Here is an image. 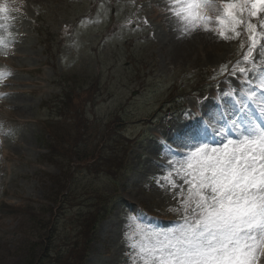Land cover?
<instances>
[{
    "label": "rangeland",
    "instance_id": "1",
    "mask_svg": "<svg viewBox=\"0 0 264 264\" xmlns=\"http://www.w3.org/2000/svg\"><path fill=\"white\" fill-rule=\"evenodd\" d=\"M5 3L0 70L11 75L0 83V264H26L44 246L50 257L35 264H60L56 254L72 246L77 260V245L88 240L86 264H132L125 234L133 223L168 231L182 222L169 211L180 208L163 180L169 161L179 167L184 145L199 139L217 146L214 128L231 120L264 122L256 115L261 92L251 86L259 81L221 71L245 66L247 36L179 32L165 0ZM112 18L121 25L106 35ZM202 91L196 109L192 94ZM68 185L73 194L61 200ZM46 198L55 205L47 239ZM98 206L114 209L94 225L88 215Z\"/></svg>",
    "mask_w": 264,
    "mask_h": 264
},
{
    "label": "snow or ice",
    "instance_id": "2",
    "mask_svg": "<svg viewBox=\"0 0 264 264\" xmlns=\"http://www.w3.org/2000/svg\"><path fill=\"white\" fill-rule=\"evenodd\" d=\"M165 4L177 31L184 34L199 29L224 40L247 36L245 66L237 61L221 71L239 73L245 83L258 80L264 106V0H165ZM9 12L6 3L0 4L5 20ZM7 44L0 37V47ZM10 75L0 70V83ZM247 96L254 99L257 93L249 89ZM231 129L237 131L236 138ZM214 134L219 137L217 146L199 139L184 145L188 151L176 161L179 167L169 161L173 171L163 180L176 190L173 198L179 197L180 203V208L169 211L182 222L168 231L133 223L131 235L125 234L132 264H264V122L231 120L230 127L214 128Z\"/></svg>",
    "mask_w": 264,
    "mask_h": 264
},
{
    "label": "trees",
    "instance_id": "3",
    "mask_svg": "<svg viewBox=\"0 0 264 264\" xmlns=\"http://www.w3.org/2000/svg\"><path fill=\"white\" fill-rule=\"evenodd\" d=\"M70 188L67 190L66 193L62 194V200H66L69 196H70ZM62 202V201H61ZM43 206H46L49 208V210L46 211L47 217L43 220H45L44 224L45 226L43 227V233L41 234L42 238H49V234H50V230H51V225H52V216H53V209L55 207L51 206L50 204H43ZM113 210V207H103V206H98L96 209H91V211L89 212V222L91 224H96V222L100 219H103L105 215L109 214L111 211ZM84 226L86 227L87 224H84ZM90 242L91 241H86L83 244H78V251H79V258L77 260H73V256H72V252L74 250V246L70 247V251L68 252V254L66 255L64 252H58L56 254V256L58 257V259L60 260V264H70V261H72L73 264H86V259L88 256V252L90 250ZM38 244H35V246H37ZM36 249L35 247H33V252L31 254V256L29 257L28 261L26 264H35L39 258L45 259V258H49L50 257V249L48 248V246H44V250H42V253L39 254V256L36 255ZM55 264H58V262H56Z\"/></svg>",
    "mask_w": 264,
    "mask_h": 264
},
{
    "label": "bare ground",
    "instance_id": "4",
    "mask_svg": "<svg viewBox=\"0 0 264 264\" xmlns=\"http://www.w3.org/2000/svg\"><path fill=\"white\" fill-rule=\"evenodd\" d=\"M258 116L261 118L262 116L258 113Z\"/></svg>",
    "mask_w": 264,
    "mask_h": 264
}]
</instances>
